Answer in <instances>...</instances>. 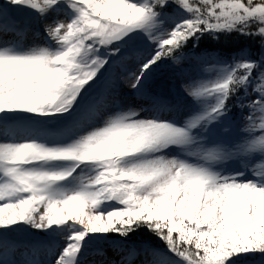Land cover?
Masks as SVG:
<instances>
[{"label":"snow or ice","instance_id":"1","mask_svg":"<svg viewBox=\"0 0 264 264\" xmlns=\"http://www.w3.org/2000/svg\"><path fill=\"white\" fill-rule=\"evenodd\" d=\"M0 264H264V0H0Z\"/></svg>","mask_w":264,"mask_h":264},{"label":"rangeland","instance_id":"2","mask_svg":"<svg viewBox=\"0 0 264 264\" xmlns=\"http://www.w3.org/2000/svg\"><path fill=\"white\" fill-rule=\"evenodd\" d=\"M42 32H43L42 26L36 24L25 29L23 35L18 37V39L25 46H43L45 42L43 39ZM137 51H142V50L138 49ZM135 62H136L135 58L127 61L129 67H131ZM169 68H170V63L168 65H165V70L162 71L160 74H158L156 78V89L158 91L164 92L165 94L169 95L173 101H176L179 97L182 96L181 82L178 79H173L171 80V82L167 80V71ZM120 88L122 91L128 92L129 94L131 92V90L127 89L126 85L124 84H121ZM129 99H131L130 95H129ZM140 104L141 101L135 100L132 106L138 107ZM189 107L190 104L176 105L175 107H173V110L170 115L176 117L177 119H183ZM40 211L43 212L44 209L41 208ZM53 243L54 245H56V242ZM109 256H112L111 251H109ZM90 259L99 260L100 257L95 256V257H90Z\"/></svg>","mask_w":264,"mask_h":264},{"label":"trees","instance_id":"3","mask_svg":"<svg viewBox=\"0 0 264 264\" xmlns=\"http://www.w3.org/2000/svg\"><path fill=\"white\" fill-rule=\"evenodd\" d=\"M204 43L207 45L214 46L217 49H222V50L227 51L232 48L247 46L249 42L244 41L243 39H237L235 37L221 36V39L219 42L212 40L211 38H208L207 40L204 41ZM257 260H259V257L257 258Z\"/></svg>","mask_w":264,"mask_h":264}]
</instances>
